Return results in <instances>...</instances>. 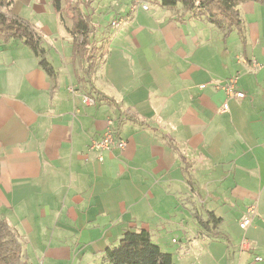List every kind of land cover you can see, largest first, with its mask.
Listing matches in <instances>:
<instances>
[{
    "label": "crops",
    "instance_id": "0c3cea01",
    "mask_svg": "<svg viewBox=\"0 0 264 264\" xmlns=\"http://www.w3.org/2000/svg\"><path fill=\"white\" fill-rule=\"evenodd\" d=\"M98 1L88 37L104 50L90 74L64 2L60 12L46 0L51 15L43 0L11 8L34 27L55 77L23 40L0 39V219L24 258L101 264L126 232L145 230L174 264H264V6H239L243 42L180 5L130 0L120 14ZM33 3L36 22L22 14ZM232 78L245 99L222 89ZM109 121L127 147L91 151ZM251 204L258 215L243 231ZM212 215L220 222L205 230Z\"/></svg>",
    "mask_w": 264,
    "mask_h": 264
},
{
    "label": "trees",
    "instance_id": "16d2710c",
    "mask_svg": "<svg viewBox=\"0 0 264 264\" xmlns=\"http://www.w3.org/2000/svg\"><path fill=\"white\" fill-rule=\"evenodd\" d=\"M251 1L264 6V0H161L160 5L166 9H177L180 5L184 10L183 14L188 18L204 19L216 25L225 37L236 31L244 42L245 27L240 17L239 6ZM62 2L74 11L72 34H80L83 39L82 42L75 43L76 53L85 58L86 70L90 74L102 62L104 50L93 41L91 42L88 37L93 13L88 12L89 15H86L84 10H89L92 0H54L55 7L60 12ZM13 3L14 0H0V39L4 42L12 39L23 40L38 58L41 68L48 75L55 77L56 71L46 57L41 38L28 22L11 13ZM100 96L103 100L107 99L104 94ZM219 222L220 220L212 215L210 220L201 221V226L207 230L211 225L212 228L217 227ZM22 250L23 246L18 233L11 228L6 219H0V264H30L22 256ZM101 264L174 263L172 255L156 245L149 232L138 230L126 232L116 246L108 248L103 253Z\"/></svg>",
    "mask_w": 264,
    "mask_h": 264
},
{
    "label": "built area",
    "instance_id": "2783aa9c",
    "mask_svg": "<svg viewBox=\"0 0 264 264\" xmlns=\"http://www.w3.org/2000/svg\"><path fill=\"white\" fill-rule=\"evenodd\" d=\"M143 9L148 10V6L144 5ZM113 26L118 27L119 25L114 24ZM236 85H237V79L232 78V79L227 80L223 84L222 89L226 91L227 95L230 98L239 99V100L245 99L247 95L244 92L237 91ZM228 109H229L228 104H225L223 106V111L224 112L228 111ZM108 123H109V127L104 132L102 138L99 141H94L91 144L90 146L91 151L103 152V151H112L114 149L124 150L127 147V142L124 139L119 138L115 129L111 127L112 121H109ZM99 160L103 161V157L100 156ZM257 215H258L257 205L256 204L249 205L246 208L245 213L239 222L240 228L243 231H247L253 225V222L255 218L257 217ZM251 247H252V244L248 240L245 239L242 243V248L244 250L250 251ZM257 261H262V259L258 258Z\"/></svg>",
    "mask_w": 264,
    "mask_h": 264
},
{
    "label": "rangeland",
    "instance_id": "374dc122",
    "mask_svg": "<svg viewBox=\"0 0 264 264\" xmlns=\"http://www.w3.org/2000/svg\"><path fill=\"white\" fill-rule=\"evenodd\" d=\"M74 1V0H72ZM85 1V0H83ZM111 1V0H110ZM120 4H119V1L118 0H114V2L112 3V7H114L116 10H119V13L120 14H127L129 12L128 8H129V2L130 0H120ZM160 1L161 0H150V4L151 6H155V5H158L160 7H162L160 5ZM94 3V4H93ZM126 3V5L124 4ZM37 3H33L31 6H25L23 9H22V14L26 15L28 18L34 20V22H36V19L35 17H33V12H35V14H37L38 12V8L35 7L34 5H36ZM43 4L44 6H40V7H45L46 9V14L47 15H51L52 14V10L50 11V8H49V5L47 4L46 0H43ZM105 7V6H103ZM90 11H94V16H97L98 14L100 15L101 11H99L97 13V11L100 9V2L98 0H92V3H91V6L89 7ZM68 10V9H67ZM97 10V11H96ZM12 13V11H11ZM64 14L66 16L68 15H71V12L70 11H65ZM23 16V15H22ZM35 18V19H33ZM96 18V17H95ZM96 21V20H95ZM208 22V21H207ZM209 24H211L212 27H214L215 29L217 30H220L216 25L208 22ZM34 28V27H33ZM38 30V29H37ZM40 33V32H39ZM17 40H20V39H17ZM96 54V53H95ZM95 59H97V57L95 56ZM116 131V130H115ZM19 240L20 242L22 243V246H23V250H22V256L24 257V245H23V242H22V239L19 237Z\"/></svg>",
    "mask_w": 264,
    "mask_h": 264
}]
</instances>
